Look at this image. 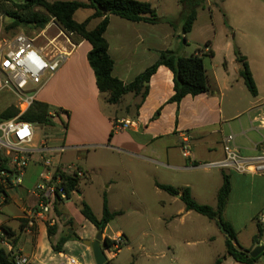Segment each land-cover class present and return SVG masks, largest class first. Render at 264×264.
I'll return each mask as SVG.
<instances>
[{
  "label": "crops",
  "instance_id": "1",
  "mask_svg": "<svg viewBox=\"0 0 264 264\" xmlns=\"http://www.w3.org/2000/svg\"><path fill=\"white\" fill-rule=\"evenodd\" d=\"M23 1L8 0L6 3L12 6ZM68 1L87 3L86 0ZM138 1L149 2L155 9L154 0ZM234 2L241 7L244 6V12L233 7ZM209 3L219 7L229 4V14H239L243 17L238 25L231 20V29L241 30V43L246 44L247 48L243 50V47L239 46V51H242V55L248 60L258 95L252 96L247 89L240 76L241 66L236 59L235 44L228 40L224 45L227 54H220L215 42H209L204 52L205 54L210 50L214 52V57H209L208 61L204 58L213 94L187 96L179 105L169 102L175 93L174 75L169 68L161 66L152 76L149 94L143 102L141 96L129 93L123 97L120 104L111 105L107 102V95L98 89L95 73L89 64L88 54L92 46L89 42L73 36L70 40L74 48L59 72L52 77H45L43 86L34 93L35 101L49 105L50 115L54 117L56 124V133L60 137L44 139L37 132L35 125L33 146L40 149V145L46 142L52 152L43 153L42 156L35 155L33 162L25 171L22 184L10 187L7 192L8 203H0V234L2 226L9 227L16 234L14 244L11 245L5 240L1 242L2 247L12 252L15 257L28 258V264H70V259H73L75 264H82L75 256L67 254L70 253L67 251L77 250H81L85 256L84 264H96L93 251L85 241H94L95 233L99 229L81 213V203L86 200L80 186L79 192H74L70 199L55 205L58 206L60 215L54 208L48 217L37 219L32 231L26 229L28 220L25 211L35 204L33 190L45 171L40 162L43 158L51 159L52 171L58 168L68 169L76 164L85 173L82 180L89 179L90 171L94 169L88 165L86 167L79 165L78 162L82 161L81 156L84 153L89 154L92 151L116 152L161 168L162 178L156 184L159 194L163 196L159 201L162 206L158 212V220L173 221L176 217H185L194 212L186 210L181 200V192L178 195H171L158 185H169L177 189L189 188L199 204H209L215 208L214 204H211L213 202L209 201L217 200L224 174L229 176L231 182V194L223 213L225 222L233 228L230 209L246 206L253 209V217L259 210L264 209V175L218 168L222 175L216 184L205 183L206 181L194 184L187 179V176L193 173L206 176L211 172V168H202L199 165L224 158L223 141L229 134L235 136L234 145L242 156L253 158L264 153V21L246 19V7L249 6L256 11L259 6L254 0H216L215 3L210 0ZM80 10H88V13L83 20H78L77 11L74 15L77 22H84L95 13L91 8ZM103 19L104 17L92 19L89 29H94ZM175 36L171 25L163 21L156 24L132 22L111 15L105 38L109 44V54L114 61L113 76L124 83L134 81L158 60L161 51L171 49ZM59 42L60 46L68 47L66 43L61 44V40ZM0 94L13 98L10 102L0 101V114L12 105L16 107L18 102L12 93L6 91ZM158 111L160 113L156 116ZM121 120H130L133 125L123 131H113V124ZM56 121L61 123V129L58 128ZM63 123H66L67 127ZM184 139H189L192 145L189 158L184 157L181 151ZM59 147H65L66 151L63 153L57 151ZM85 160L87 161V158ZM243 182L249 183L247 188L251 194L246 199L237 200L234 197V183L238 185ZM257 185L262 188L260 192L256 188ZM75 197L80 205L79 209L64 205L65 201L72 202ZM109 203L108 201V206ZM109 209L111 210L110 206ZM92 210L97 218H102L103 209L102 212H97L93 208ZM63 214L71 220L72 225H65V222L61 221ZM76 216L83 219L82 223H89L94 231L79 235L74 230L76 225L73 218ZM211 222L221 229L215 221ZM48 226L56 227L52 235L48 233ZM109 226L110 223L103 230L105 238H112L121 233L125 245L130 243L124 231H117L111 236L106 234ZM234 231L235 246L251 251L258 246L264 247V226L260 220L256 229L247 232L243 229ZM74 233L79 240L67 241L62 252L53 249V245L62 237ZM259 234L261 236L258 243L254 244L253 238ZM168 249H171L169 245ZM255 264H264V257Z\"/></svg>",
  "mask_w": 264,
  "mask_h": 264
},
{
  "label": "rangeland",
  "instance_id": "2",
  "mask_svg": "<svg viewBox=\"0 0 264 264\" xmlns=\"http://www.w3.org/2000/svg\"><path fill=\"white\" fill-rule=\"evenodd\" d=\"M6 1L8 0H0V38L10 39L18 33H25L34 38L43 35L36 44L40 47H47L48 39L56 37L60 30L67 33L55 19H51L45 27L44 33L43 30L34 29L31 25H14L13 20L6 14L13 8ZM12 1L20 2L22 0ZM154 1L157 15L162 18L163 22L170 24L175 31L176 36L173 38L171 49L178 51L180 48L182 56H190L200 51V54L208 61L209 56L204 53L207 49L206 44L215 42L219 47V53L227 54L224 45L228 40L233 41L235 48L239 49V46H242L243 50H246L247 45L241 43V30L231 29L230 23L232 20L234 24L238 25L243 17L239 14H229V4L219 7L211 5L210 0L203 2L197 8V21L193 30L186 35L185 42L182 25L186 13L181 0ZM254 1L259 8L255 11L249 6L246 7V19L264 21V10H262L264 0ZM212 2L215 3L216 0H212ZM233 7L244 12V6L241 7L236 2ZM87 13L88 10H80L77 12L76 18L83 20ZM60 40L63 44L64 38ZM0 101L10 102L13 101V98L10 95L0 94ZM56 123L61 129V123L57 121ZM36 126L37 132L44 139L60 137L56 133L54 119H52L51 125ZM81 157L83 159L78 162L79 165H84V167L88 165L94 169V171H90L89 179L80 181V191L84 193L86 202L95 211L102 212L103 199L106 195L111 210L121 211V214L110 222L106 234L111 236L117 231H124L130 240V243L124 245L114 259H109V264H215L217 260H220L221 264H239L227 254L224 241L225 233L212 224L213 222L207 217L193 212L185 217H176L173 221L157 219L162 206L159 201L163 199L156 188L157 181L162 178L161 168L104 150L84 153ZM210 170L211 172L206 176L193 173L187 176V179L194 184H201L202 181L216 184L220 181L222 174L218 168ZM248 185V182L238 185L234 183V197L237 200L250 197L251 192L247 188ZM256 188L259 192L262 190L260 185H257ZM209 202H213L211 204L216 207L217 200ZM64 205L72 206L76 210L80 208L76 197L72 202L65 201ZM210 206L212 207V205ZM229 214L233 228L235 230L243 229L247 232L257 228L264 209L259 210L255 217H253V209L246 206L230 209ZM73 219L76 225L74 230L79 235H86L94 231L89 223H82L83 219L80 216ZM61 221L65 222V225H72L71 220L64 214ZM97 234L98 231L95 236ZM212 237L214 239H211ZM0 245L3 244L0 243ZM168 245L171 249H168ZM129 246L130 248H128ZM67 252H70L67 253L68 255L75 256L79 263H85L86 258L81 250Z\"/></svg>",
  "mask_w": 264,
  "mask_h": 264
},
{
  "label": "trees",
  "instance_id": "3",
  "mask_svg": "<svg viewBox=\"0 0 264 264\" xmlns=\"http://www.w3.org/2000/svg\"><path fill=\"white\" fill-rule=\"evenodd\" d=\"M86 1L87 3L80 1L49 2L48 0H24L22 3H14L12 5L13 9L6 14L13 20L14 25L19 26L27 24L31 25L34 29L40 30H44L51 19L54 18L67 33L89 42L92 49L88 54V60L95 73L97 87L100 92L107 95V102L111 105L120 104L123 97L129 93L141 96L143 102L149 94V83L151 78L161 66L169 68L174 75L175 93L169 102L179 105L187 96L196 97L201 94L214 93L205 68L204 56L200 54V51L190 56H182L180 48L178 50L179 52L172 49L163 50L160 52L158 60L144 73L136 77L134 81L124 83L114 77V61L109 54V44L105 38L110 16L115 15L132 22H146L152 24L161 22L162 18L157 15L156 10L149 2L138 0ZM205 1L206 0H181L186 13L182 25V34L185 42L186 35L193 30L197 20V8ZM98 6L106 8L107 12L101 11ZM85 8H91L95 13L84 22H77L74 19L75 13ZM98 17H104V19L94 29H89L90 21ZM206 46L208 47L209 43H207ZM206 55L214 57V52L210 50ZM235 55L237 62L241 66L240 76L243 78L251 95L256 97L258 95V89L248 60L242 55L238 48L235 49ZM19 113L20 111L14 105L8 107L0 114V123L15 118ZM58 113H60V111ZM159 113L160 111H158L156 116H158ZM52 119L53 117L50 115L49 105L39 101H34L31 107L20 116L21 121L39 126L51 125ZM64 126L67 127V124L64 123ZM61 171V168L57 169V172L61 173L63 177L61 187L65 190L70 199L74 192H79L81 179L78 178L77 175H67ZM158 186L171 195H178L181 192V200L185 204L187 211L197 212L207 217L209 220L215 221L220 228L224 227L230 234V237L226 235V251L235 262L240 264H255L261 257H264L263 252L258 257L252 258L250 256L251 250H246L234 245V242H236V233L232 226L223 219V213L231 194V182L228 175H223V184L218 192L217 206L215 208L209 205L199 204L193 198L189 188L177 189L169 185ZM0 192H4L1 186ZM7 203L8 200L4 202V204ZM55 211L58 215L61 214L58 206L55 207ZM81 213L99 230H104L111 221L121 214L120 212H112L109 209L106 196H104L103 199V215L101 219L97 218L90 205L86 202L81 203ZM55 230L56 227L48 226L49 235H52ZM260 236L259 234L253 238L254 244L258 243ZM15 238L16 234L9 227H1L0 243L7 240L12 245L15 242ZM70 239L79 240L75 233L67 237H62L56 245H53V249L56 252H62L64 244ZM106 244L110 245V239L108 237H106ZM0 264H16L14 254L7 251L1 245ZM215 264H221V261L217 260Z\"/></svg>",
  "mask_w": 264,
  "mask_h": 264
},
{
  "label": "built area",
  "instance_id": "4",
  "mask_svg": "<svg viewBox=\"0 0 264 264\" xmlns=\"http://www.w3.org/2000/svg\"><path fill=\"white\" fill-rule=\"evenodd\" d=\"M41 36L43 35L34 38L25 33H18L10 39L0 38V92L12 93L18 102L16 108L20 111L15 118L0 123V186L4 191L0 192L1 204L9 200L7 192L10 187L22 184L25 171L33 162L35 155L42 156L43 153L52 152L46 142L40 145V149L33 146L36 127L32 123L21 121L20 116L34 103V93L43 86L45 77H52L59 72L74 45L70 40L72 34L60 31L55 38L48 39L47 47H40L36 42ZM61 38H64V43L71 49L59 45ZM132 125L130 120L116 121L113 124V131H123ZM234 141L233 134L227 135L223 141L224 158L199 166L264 175V153L246 158L241 155ZM191 148L189 139H184L181 145L184 157H190ZM57 151L63 153L66 149L59 147ZM40 162L45 167V171L33 190L35 204L25 211L28 231L35 228L37 219L48 217L53 213L58 202L69 199L61 187L62 174L57 172V169L51 170V159L43 158ZM61 170L64 174L77 175L80 179L85 176L84 171L76 165ZM260 221L264 226V215H261ZM109 239L110 245L106 244L104 247L108 261L114 259L125 245L121 233ZM15 262L28 264V258L18 256L15 257ZM70 264H75V261L70 259Z\"/></svg>",
  "mask_w": 264,
  "mask_h": 264
},
{
  "label": "water",
  "instance_id": "5",
  "mask_svg": "<svg viewBox=\"0 0 264 264\" xmlns=\"http://www.w3.org/2000/svg\"><path fill=\"white\" fill-rule=\"evenodd\" d=\"M98 8L103 12H107L106 8H102L101 6H98ZM221 229L223 232L226 233L228 237H230V234L225 230L224 227H221ZM85 244L91 247L96 264H109L108 258L104 252V247L106 246V238L104 237V232L102 229L98 231V234L96 235L94 241H85ZM263 252H264V247L258 246L250 252V256L252 258H256L259 255H261Z\"/></svg>",
  "mask_w": 264,
  "mask_h": 264
}]
</instances>
